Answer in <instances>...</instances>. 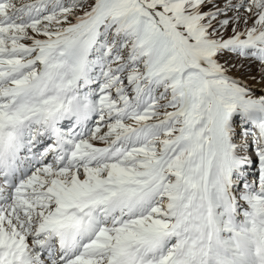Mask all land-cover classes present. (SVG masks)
<instances>
[{
	"label": "snow or ice",
	"instance_id": "1",
	"mask_svg": "<svg viewBox=\"0 0 264 264\" xmlns=\"http://www.w3.org/2000/svg\"><path fill=\"white\" fill-rule=\"evenodd\" d=\"M0 264H264V0H0Z\"/></svg>",
	"mask_w": 264,
	"mask_h": 264
}]
</instances>
